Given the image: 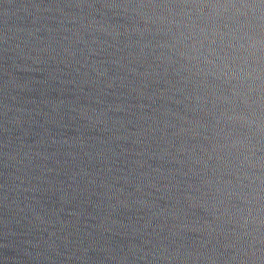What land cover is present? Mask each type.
Listing matches in <instances>:
<instances>
[{"label": "water", "instance_id": "obj_1", "mask_svg": "<svg viewBox=\"0 0 264 264\" xmlns=\"http://www.w3.org/2000/svg\"><path fill=\"white\" fill-rule=\"evenodd\" d=\"M0 264H264V0H0Z\"/></svg>", "mask_w": 264, "mask_h": 264}]
</instances>
